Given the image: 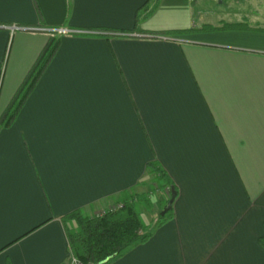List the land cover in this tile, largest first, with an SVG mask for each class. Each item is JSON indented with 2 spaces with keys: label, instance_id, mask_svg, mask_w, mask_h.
I'll return each mask as SVG.
<instances>
[{
  "label": "crops",
  "instance_id": "0c3cea01",
  "mask_svg": "<svg viewBox=\"0 0 264 264\" xmlns=\"http://www.w3.org/2000/svg\"><path fill=\"white\" fill-rule=\"evenodd\" d=\"M205 1L224 4L0 0V264H69L68 216L141 195L160 213L172 190L170 216L107 264H264V22Z\"/></svg>",
  "mask_w": 264,
  "mask_h": 264
},
{
  "label": "trees",
  "instance_id": "16d2710c",
  "mask_svg": "<svg viewBox=\"0 0 264 264\" xmlns=\"http://www.w3.org/2000/svg\"><path fill=\"white\" fill-rule=\"evenodd\" d=\"M56 47L57 41H52L44 50L37 65L17 93L6 125L17 113ZM148 171L154 174L157 189L171 188L166 174L155 164H151ZM122 204L121 209L104 213L102 216L88 217L77 212L65 219L66 223H70L67 228L70 253L79 264H107L151 236L152 231L143 222L138 209V206L151 208L148 196H130L123 200ZM171 209L163 217L158 213L159 223L170 216Z\"/></svg>",
  "mask_w": 264,
  "mask_h": 264
},
{
  "label": "rangeland",
  "instance_id": "374dc122",
  "mask_svg": "<svg viewBox=\"0 0 264 264\" xmlns=\"http://www.w3.org/2000/svg\"><path fill=\"white\" fill-rule=\"evenodd\" d=\"M223 1H224V4L220 6L219 5L216 6L214 4L208 5V2L205 1V7L206 8L211 7L214 9V11H217V10L221 11V15H223V17H225L226 19L237 17L235 15V12L241 11L240 14H242V16L245 15L247 16V18L252 19V26H256L255 24L257 23H260V26L263 24L264 22V0H223ZM217 2L218 0L215 1L214 3H217ZM172 4L173 6H175V3H172ZM176 7L178 9L183 10V7L181 5L179 6L177 3H176ZM197 7L198 5L194 7V12L198 10ZM1 69H3V64L0 66V72H1ZM152 201L154 204V202H156V197H153ZM152 208H153V205H152ZM152 208L145 209L142 206H138V209H139V212L141 213V217L143 221L145 222V224L149 225L148 229H151V230L159 222L158 210H153Z\"/></svg>",
  "mask_w": 264,
  "mask_h": 264
},
{
  "label": "built area",
  "instance_id": "2783aa9c",
  "mask_svg": "<svg viewBox=\"0 0 264 264\" xmlns=\"http://www.w3.org/2000/svg\"><path fill=\"white\" fill-rule=\"evenodd\" d=\"M9 29L11 31H14V30H17V29H20V27H17V26H11L9 27ZM29 31H43L44 29L42 28H29L28 29ZM53 32L56 33L57 35H61V36H64V35H70V34H81L82 31H72V30H68V29H65V28H57V29H53ZM130 37H133V38H145V37H149V36H146V35H138V34H131L129 35ZM153 37V36H151ZM123 206V204H116L112 207H109L106 211H103L102 213H98L97 216H102L104 213H108V212H113V211H116V210H119L121 209ZM69 264H79L78 261L74 258H71Z\"/></svg>",
  "mask_w": 264,
  "mask_h": 264
},
{
  "label": "water",
  "instance_id": "95a60500",
  "mask_svg": "<svg viewBox=\"0 0 264 264\" xmlns=\"http://www.w3.org/2000/svg\"><path fill=\"white\" fill-rule=\"evenodd\" d=\"M175 196H176V193L174 192V190H172L169 200L166 202L165 207L159 213L161 217H163L171 209Z\"/></svg>",
  "mask_w": 264,
  "mask_h": 264
}]
</instances>
